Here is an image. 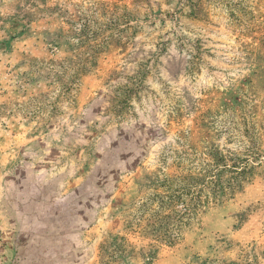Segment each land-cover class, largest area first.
I'll use <instances>...</instances> for the list:
<instances>
[{
    "label": "rangeland",
    "instance_id": "obj_1",
    "mask_svg": "<svg viewBox=\"0 0 264 264\" xmlns=\"http://www.w3.org/2000/svg\"><path fill=\"white\" fill-rule=\"evenodd\" d=\"M0 264H264V0H0Z\"/></svg>",
    "mask_w": 264,
    "mask_h": 264
},
{
    "label": "trees",
    "instance_id": "obj_2",
    "mask_svg": "<svg viewBox=\"0 0 264 264\" xmlns=\"http://www.w3.org/2000/svg\"><path fill=\"white\" fill-rule=\"evenodd\" d=\"M213 188H214V191H216V192L222 191V185H221V183L218 180H215ZM204 189H205V186H201L198 189H195V187L192 189V186H189V187L182 186V187H179L177 190L175 189L174 191H172L171 194L168 196V199H169V201H172L173 199L176 198L177 200L184 201V203H185V198L184 197L186 195L187 196L191 195V197L193 199H195L194 202H196V204L199 205L200 204V202H199V197H200L199 193H202V191ZM190 190H193V191H190ZM173 192H176V193H173Z\"/></svg>",
    "mask_w": 264,
    "mask_h": 264
}]
</instances>
